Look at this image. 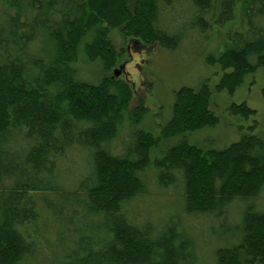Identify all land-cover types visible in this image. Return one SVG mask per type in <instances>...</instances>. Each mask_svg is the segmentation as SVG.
<instances>
[{
  "label": "trees",
  "instance_id": "1",
  "mask_svg": "<svg viewBox=\"0 0 264 264\" xmlns=\"http://www.w3.org/2000/svg\"><path fill=\"white\" fill-rule=\"evenodd\" d=\"M222 30L208 63L233 93L264 71V0H0V264H264V140L203 147L220 122L206 85L147 124L114 75L112 33L172 50ZM229 112L237 129L255 114Z\"/></svg>",
  "mask_w": 264,
  "mask_h": 264
},
{
  "label": "rangeland",
  "instance_id": "2",
  "mask_svg": "<svg viewBox=\"0 0 264 264\" xmlns=\"http://www.w3.org/2000/svg\"><path fill=\"white\" fill-rule=\"evenodd\" d=\"M238 10L240 13L237 14L239 22H237L238 30L236 31H243L239 30L243 29L244 25L241 5L238 6ZM177 18L178 15L171 18L164 16L161 21V28L165 29L172 22H178ZM187 20L188 17L185 22L192 24V19ZM178 31L173 30L172 35L176 36L175 38L180 37ZM209 36L211 37L207 40L195 36L188 43H184L183 47H178V39L172 50H166L158 45L149 47L128 39L124 42L120 35L112 33V39L117 49L125 50V55L116 70H120V66L124 67L118 72V77L133 88L134 98L131 107H135L140 100H143L153 116L151 118L150 113H148L147 124L150 122L154 124L155 120H158L159 126L163 127L170 119L169 104L172 105L174 102L176 92L182 87L197 90L200 86L206 85L211 91L210 108L219 117L220 122L216 129L205 130V133L208 134L203 139L206 142L203 147H206L208 143H211V146L221 147V139L224 136H226L227 142H231L239 140L241 136L248 135V133H256L264 140V71L257 69L251 75H247L243 83L233 93L226 90L217 91L216 86L223 72L216 62L209 64L208 58L216 57L223 52L224 30L214 32ZM241 103L255 110V114L250 118H245L249 123L237 129L236 125L240 124V119L229 112V107L232 104ZM252 118L255 122L253 120L251 124ZM233 123L234 126L230 127L229 124L233 125ZM147 124L144 126L149 127ZM251 125L252 128L248 130ZM225 128H227V132ZM166 203L167 199L163 196L158 200V206L155 210L164 213L162 209L165 208ZM242 208H244L243 205ZM66 222V220L64 222L62 220L60 225L66 228ZM217 246L216 241H210L211 249L220 248Z\"/></svg>",
  "mask_w": 264,
  "mask_h": 264
},
{
  "label": "water",
  "instance_id": "3",
  "mask_svg": "<svg viewBox=\"0 0 264 264\" xmlns=\"http://www.w3.org/2000/svg\"><path fill=\"white\" fill-rule=\"evenodd\" d=\"M118 72H120V70L118 69V70H116V71H114V75L115 76H118Z\"/></svg>",
  "mask_w": 264,
  "mask_h": 264
},
{
  "label": "flooded vegetation",
  "instance_id": "4",
  "mask_svg": "<svg viewBox=\"0 0 264 264\" xmlns=\"http://www.w3.org/2000/svg\"><path fill=\"white\" fill-rule=\"evenodd\" d=\"M253 121V120H252ZM244 126V125H243ZM252 128V125L248 127V130Z\"/></svg>",
  "mask_w": 264,
  "mask_h": 264
},
{
  "label": "bare ground",
  "instance_id": "5",
  "mask_svg": "<svg viewBox=\"0 0 264 264\" xmlns=\"http://www.w3.org/2000/svg\"><path fill=\"white\" fill-rule=\"evenodd\" d=\"M181 47H183V46H181ZM232 114V113H231ZM233 115V114H232Z\"/></svg>",
  "mask_w": 264,
  "mask_h": 264
}]
</instances>
